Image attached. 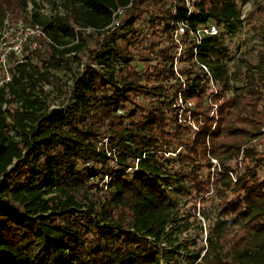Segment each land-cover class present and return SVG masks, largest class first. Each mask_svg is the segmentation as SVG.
Masks as SVG:
<instances>
[{"label":"trees","instance_id":"16d2710c","mask_svg":"<svg viewBox=\"0 0 264 264\" xmlns=\"http://www.w3.org/2000/svg\"><path fill=\"white\" fill-rule=\"evenodd\" d=\"M247 1L193 0L197 11L190 23L214 21L232 30ZM28 2L0 0V24L9 17L39 30L21 42L20 58L8 51L12 64L0 78V264H160L157 245L173 218V194L186 189L169 169L173 162L190 167L191 205L181 212L182 226L191 218L200 224L198 212L209 221L204 251L194 264H264V176L255 167L264 160L251 143L264 123L258 73L247 67L243 84L231 85L220 33L203 39L196 60L188 46L182 92L195 103L192 119L198 127L185 142L192 129L165 115L179 91L178 82H167L173 75L168 28L172 18L185 16L181 3L174 15L171 0H62L63 11L51 17L30 12ZM119 7L125 12L118 26L132 24L131 11L154 10L150 20L152 35L160 29L157 39L123 38L126 47L135 45L141 69L122 51L112 66L114 48L103 51L101 42L89 46L110 32ZM81 51L87 52L85 63ZM197 61L209 68L219 95L234 92L223 99L213 130L204 99L208 75ZM242 63L233 77L242 73ZM74 64L81 67L78 73ZM263 64L264 37L257 67ZM54 70L74 74L69 106L50 108L39 95ZM127 103L134 107L130 113L117 115ZM177 144L184 152L174 153ZM240 154L244 165L238 172L230 162ZM211 158L221 166L212 183L209 170L201 175ZM104 176L108 182L99 185ZM213 190L222 200L212 221L197 204ZM228 192L234 197L228 199Z\"/></svg>","mask_w":264,"mask_h":264},{"label":"rangeland","instance_id":"374dc122","mask_svg":"<svg viewBox=\"0 0 264 264\" xmlns=\"http://www.w3.org/2000/svg\"><path fill=\"white\" fill-rule=\"evenodd\" d=\"M62 0H29L28 9L30 12H37L42 16H54L57 12H62ZM240 14L242 16L241 23H237L236 27L232 30H227V26L219 25L220 34H222L224 39V45L228 49V57L226 58L228 71L232 80L230 81L233 86H240L244 82L243 73L246 71L247 67L253 68L260 77V82L264 80V64L260 67L258 65V50L260 48L261 42L264 37V0H249L244 3L240 8ZM154 15V10L152 8L147 9H138L131 11L130 18L133 20L130 26H112L110 32L106 36H96L90 40L89 46L94 48L97 42H101L103 46V51L112 49L110 54L109 61L112 66L116 64V53L117 51L123 52V57L132 56L133 63L137 64L138 67L142 68V63L138 61L139 55L135 45H128L126 47V41L123 39H134L138 37L139 41L146 43V39L153 38L157 39L158 35L161 34L160 29L157 30L156 35H152L153 27L151 26V18ZM162 26V24H161ZM159 26V28H161ZM135 31V33H134ZM39 30L28 25H25L21 21H15L7 17L3 20V23L0 24V78H4L9 74V67L11 66V60H7L6 57L9 56V50H14L18 58H20V48L21 42L25 40L26 36L37 35ZM133 34H136L134 36ZM79 56L82 58V62H87V52H79ZM243 60V63L240 66L241 74L233 77L235 66L239 64L240 60ZM155 61L152 60L151 63ZM35 64H40L37 60H34ZM92 65L98 70H103V65H98L92 61ZM190 66L187 60H183L179 65L181 70H185ZM81 69L77 64L73 65V70L78 73ZM72 72H65L63 70H54L51 71L48 77V82H44L45 93L39 92L41 99L48 101L50 108L55 107H65L69 106L72 103V94L70 93L72 85ZM208 82V81H207ZM219 89V88H218ZM207 92V91H206ZM205 92V93H206ZM234 92H229L224 95H219L221 100L220 105L223 102V99L226 96L231 95ZM141 102L147 103L146 98L140 97ZM5 108H8L5 106ZM133 105L127 104L125 106V113L129 114L133 109ZM219 110V108H218ZM217 110V120L215 117H210L211 119V130H213L219 120V114ZM216 122V123H215ZM196 127H191V133L184 138L183 141H189L194 133L197 130L198 124L194 121ZM173 131V130H172ZM207 145H209L207 137ZM174 153H177L179 150L184 152V148L181 145H175ZM172 153V154H174ZM242 154L239 155L237 160L231 161L230 164L236 171H243V163L241 161ZM213 159L217 160L215 164ZM241 165V166H240ZM256 170L261 178L264 176V165L259 163L256 164ZM190 167L188 165H183L181 162H173L169 169L172 173L177 174L181 182L186 187L185 191L182 189L179 193H174L173 197L176 200V208L174 209V214L172 221L169 223L164 235L163 240L157 245V250L159 252V262L160 264H194L197 260V256L201 255L204 251L202 247L206 245V235H207V226L209 221L205 220L201 213H197V217L201 220V226L199 223L189 219V225L187 228L183 227L180 218L183 217L181 212H185L188 207L191 205L190 195L187 193V188H190L191 185L186 171ZM210 171V182L212 183L216 178V171L221 170L220 161L217 158L210 159V167H204L201 170V175L204 176L207 171ZM235 175V173H232ZM109 178L105 177L102 181L99 182V185L102 183L106 184ZM184 187V188H185ZM234 197V194L231 192L227 193V198L230 199ZM222 198H219L216 195V192L213 190L206 197V200L197 204V210L199 208H204L212 221L216 218L214 211L217 209L218 204L221 202Z\"/></svg>","mask_w":264,"mask_h":264},{"label":"built area","instance_id":"2783aa9c","mask_svg":"<svg viewBox=\"0 0 264 264\" xmlns=\"http://www.w3.org/2000/svg\"><path fill=\"white\" fill-rule=\"evenodd\" d=\"M180 3L186 9L185 16L172 18L169 21L168 31L173 42V46L170 50L169 66H171L173 75L170 76L167 80L169 86L170 84L178 82L179 91L177 95L171 97V99L167 103L168 105L165 108V115H174L179 123L189 127H196L194 124V120L192 119L194 116V112L196 111L195 103L191 99L185 98V96L183 95L182 91L187 87L188 81L186 79V75L183 73V70L180 69L179 65L184 60L186 48L188 46L194 59L196 60V55L202 44L203 39L219 35L220 29L219 25H217L214 21H208L206 23H199L195 25H192L190 23V15L197 11L193 0H171L170 12L172 14L175 15L178 12V7ZM124 12V7H119L115 10L113 14L112 26L118 25L120 23L121 17L123 16ZM240 19H242L241 14ZM197 63L208 75V82H205L208 87L207 92L204 94V99L206 105H208L211 109L210 117L214 116L215 120H217V110L221 102V100L219 99V87L212 79L209 68L206 65L199 63L198 61ZM261 87L264 89V81L261 82ZM124 113L125 109L123 108H119L116 111L117 115H123ZM102 141L104 144H106L107 138H103ZM251 143L256 148L259 157L264 160V123L261 126L259 136L254 138ZM109 154L110 152L107 153V155ZM166 154L168 155V153ZM213 162L216 164L217 160L213 159ZM230 175L232 176L233 180L236 179L235 175H233L231 172ZM105 177L109 178L108 176Z\"/></svg>","mask_w":264,"mask_h":264}]
</instances>
